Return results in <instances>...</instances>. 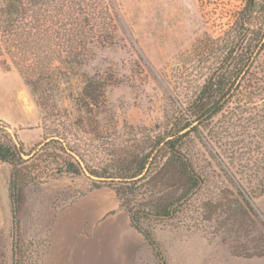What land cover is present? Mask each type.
I'll return each mask as SVG.
<instances>
[{"label": "rangeland", "instance_id": "1", "mask_svg": "<svg viewBox=\"0 0 264 264\" xmlns=\"http://www.w3.org/2000/svg\"><path fill=\"white\" fill-rule=\"evenodd\" d=\"M245 2L118 0L117 25H69L76 35L60 37L53 32L59 26L48 25L52 34L41 38L43 50L36 33L30 43L20 40L16 55L22 57L20 65L4 47L0 126L7 127L26 150L59 130L86 164L103 168L114 156L112 144L164 134L204 82L205 66L197 58L200 49L230 30ZM22 33L29 36L28 30ZM75 43L83 48L60 53L58 45ZM89 81L96 83L100 95L93 111L84 107L81 93ZM256 114L262 115L260 109L249 110L242 118L227 111L202 128L199 147L193 151L199 155V169L208 175L205 187L182 215L143 223L152 229L168 264H264V257L232 255V236L217 232L213 224L197 229L187 220L199 202L218 197L226 185L233 190V184H240L264 221V193L255 189L264 182V122L260 124ZM9 181L10 167L0 162V264H13ZM97 183L88 173L56 174L26 189L21 232L24 242L33 244V260L43 263L56 212ZM137 244L136 264H161L144 237Z\"/></svg>", "mask_w": 264, "mask_h": 264}, {"label": "trees", "instance_id": "2", "mask_svg": "<svg viewBox=\"0 0 264 264\" xmlns=\"http://www.w3.org/2000/svg\"><path fill=\"white\" fill-rule=\"evenodd\" d=\"M118 17V0H0V53L5 47L20 65L21 55L16 59L20 40L30 43V36L36 33L40 37L39 49L43 50L41 38L52 34L48 25L59 26L53 31L59 37L73 36L75 29L69 25H117ZM25 30L29 36L22 33ZM75 44L58 45L60 53L83 48ZM197 58L205 66L204 82L164 134L134 136L125 143L112 144L114 156L103 168L86 164L83 155L70 145L68 135L59 130L26 150L7 127L0 126V162L10 167L13 264H42V260H33V244L22 238L26 189L47 182L51 175L85 173L97 179L95 189L107 184L115 190L132 226L160 263L168 264L152 229L143 223L182 215L205 187L208 175L199 169V155L193 151L199 147L201 129L227 111L242 118L249 110L260 109L262 115L255 117L261 119L260 124L264 122V0H246L230 30L216 40L210 39ZM95 84L89 81L81 90L84 107L89 111L97 107L100 99ZM261 182L255 189L260 188L263 194ZM230 189L226 185L218 197L199 202L187 220L192 228L201 229L209 223L217 232L231 235L229 249L234 256L264 257V221L251 204L253 197L240 184Z\"/></svg>", "mask_w": 264, "mask_h": 264}, {"label": "crops", "instance_id": "3", "mask_svg": "<svg viewBox=\"0 0 264 264\" xmlns=\"http://www.w3.org/2000/svg\"><path fill=\"white\" fill-rule=\"evenodd\" d=\"M47 238L42 264H136L143 236L115 190L101 187L60 208Z\"/></svg>", "mask_w": 264, "mask_h": 264}]
</instances>
